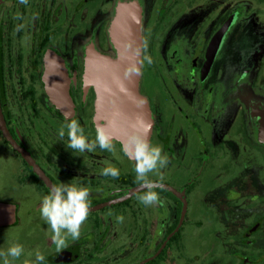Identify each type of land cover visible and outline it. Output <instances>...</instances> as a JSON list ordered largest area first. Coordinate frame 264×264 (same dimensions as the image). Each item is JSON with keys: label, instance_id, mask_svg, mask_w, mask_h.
I'll return each instance as SVG.
<instances>
[{"label": "flooded vegetation", "instance_id": "flooded-vegetation-1", "mask_svg": "<svg viewBox=\"0 0 264 264\" xmlns=\"http://www.w3.org/2000/svg\"><path fill=\"white\" fill-rule=\"evenodd\" d=\"M119 1L0 0V201L16 206L0 253L22 245L10 264H34L37 252L42 264H264V0H138L140 92L150 141L168 158L149 174L163 185L150 206L121 140L80 153L66 147L67 129L58 135L76 119L95 140L87 59L115 53ZM48 181L90 189L80 237L59 252L40 212Z\"/></svg>", "mask_w": 264, "mask_h": 264}, {"label": "water", "instance_id": "water-1", "mask_svg": "<svg viewBox=\"0 0 264 264\" xmlns=\"http://www.w3.org/2000/svg\"><path fill=\"white\" fill-rule=\"evenodd\" d=\"M109 34L115 53L95 49L87 59V78L97 90V125L105 127L121 141L135 130L134 126L141 123L150 125V139L154 119L148 98L140 92L143 9L138 0L119 1ZM58 97L65 100L64 95L58 94ZM140 187L131 191H137ZM15 220L16 206L0 201V224H10Z\"/></svg>", "mask_w": 264, "mask_h": 264}, {"label": "clouds", "instance_id": "clouds-1", "mask_svg": "<svg viewBox=\"0 0 264 264\" xmlns=\"http://www.w3.org/2000/svg\"><path fill=\"white\" fill-rule=\"evenodd\" d=\"M145 59L148 64L152 63L150 56H146ZM149 127L150 125L142 123L134 126L135 130L122 141V151L130 160L135 161L136 182L145 190L143 195L138 198L146 206L162 203L155 189L163 188V185L149 179V174H158L161 169L166 168L168 165L167 154H162L161 146L151 143L148 137ZM65 129H67L68 143L66 147L68 149L80 153L94 151L97 146L102 150H114V137L103 126L97 125L94 141L88 139L84 128L80 126L76 119H70L58 130L61 140L65 136ZM103 175L117 178L120 173L114 167H106L103 170ZM160 179H163V177L161 176ZM89 196L90 189L88 187L60 184L53 185L50 193L43 198L40 208L41 216L51 226L52 243L55 244L58 252L68 246L67 241L69 238L72 240L79 239L81 226L89 214ZM117 221L122 222L123 216L117 217ZM22 253V245L16 244L11 246L6 254L0 253V255L5 256L4 264H10L7 259L8 256L15 259L19 258ZM44 260V255L37 252L34 264H42Z\"/></svg>", "mask_w": 264, "mask_h": 264}, {"label": "rangeland", "instance_id": "rangeland-1", "mask_svg": "<svg viewBox=\"0 0 264 264\" xmlns=\"http://www.w3.org/2000/svg\"><path fill=\"white\" fill-rule=\"evenodd\" d=\"M252 63L253 62L245 63V64L246 65H251ZM253 64H255V65L259 66V67H262L263 66V63L262 62H256V63H253ZM239 67H240L239 63H236V62L235 63H230V69L233 72H235V70L238 71ZM7 231H10V230H6V229L1 228L0 229V235H6L7 234ZM0 246H4V245L0 244Z\"/></svg>", "mask_w": 264, "mask_h": 264}]
</instances>
